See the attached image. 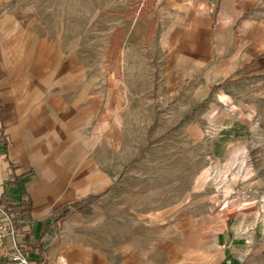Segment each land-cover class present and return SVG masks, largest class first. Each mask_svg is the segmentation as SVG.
Listing matches in <instances>:
<instances>
[{"label": "rangeland", "instance_id": "rangeland-1", "mask_svg": "<svg viewBox=\"0 0 264 264\" xmlns=\"http://www.w3.org/2000/svg\"><path fill=\"white\" fill-rule=\"evenodd\" d=\"M7 2L21 34L41 17L48 34L62 35L63 48H72L88 70L92 97L101 101L108 81L111 92L119 82L124 87L125 101L109 130L99 120L100 103L81 133L96 148L109 147L94 163L105 167L115 184L105 195L78 201L64 218L59 211V227L70 221L78 226L75 236L97 245L108 225L135 227L125 233L128 239L136 227L176 222L179 212L204 211L214 217L229 209L256 233L247 237L248 247L264 246V67H259L260 55L243 65L250 43L255 47L263 36L264 2L249 10L256 26L248 36L243 21L236 24L247 40L237 46L240 65L226 75L229 80L207 77L216 62L229 63L217 56L201 65L185 59L188 74L173 84L162 75L174 60L167 59V43L162 42L176 19L167 8L172 0ZM110 104L116 107L118 100ZM108 133L116 136L111 143ZM168 210L169 216H163ZM116 234L111 236L115 241L123 240Z\"/></svg>", "mask_w": 264, "mask_h": 264}, {"label": "crops", "instance_id": "crops-1", "mask_svg": "<svg viewBox=\"0 0 264 264\" xmlns=\"http://www.w3.org/2000/svg\"><path fill=\"white\" fill-rule=\"evenodd\" d=\"M263 2H169L167 8L176 19L162 36L167 59H174L172 67L162 70L167 84L188 74L185 59L201 65L217 56L229 63L216 62L207 77L215 80L223 75V81L229 80L226 75L240 65L237 46L247 40L238 34L236 24L243 21L246 36L253 32L256 21L249 10ZM8 5L7 0L6 5L0 2V118L4 125L0 135H5L0 137V199L24 215L19 204L26 198L31 201L24 227L32 264H264V246L260 250L248 247L247 237L256 233L229 209L214 217L204 211L179 212L176 222L136 227L128 239L123 238L125 233L135 227L108 225L97 245L75 236L78 226L72 222L57 225L63 205L105 195L115 184L110 172L94 163L96 155L108 154L109 147L96 148L81 133L100 103L99 120L104 119L109 130L125 101L124 87L119 82L117 91L111 92L108 81L102 100L92 97L88 70L72 48H63L62 35L48 34L41 17L21 34ZM262 34L255 47L250 43L243 65L260 55L259 67H264V29ZM227 51L234 52L232 57L224 55ZM112 99L118 100V106H111ZM111 137L116 138L108 133V143ZM241 214L244 220L246 214ZM112 234L123 240L115 241Z\"/></svg>", "mask_w": 264, "mask_h": 264}, {"label": "built area", "instance_id": "built-area-1", "mask_svg": "<svg viewBox=\"0 0 264 264\" xmlns=\"http://www.w3.org/2000/svg\"><path fill=\"white\" fill-rule=\"evenodd\" d=\"M0 121V131H1ZM5 136L3 134L0 135ZM25 215L0 199V264H32Z\"/></svg>", "mask_w": 264, "mask_h": 264}, {"label": "trees", "instance_id": "trees-1", "mask_svg": "<svg viewBox=\"0 0 264 264\" xmlns=\"http://www.w3.org/2000/svg\"><path fill=\"white\" fill-rule=\"evenodd\" d=\"M205 101L202 100V102L200 103V106L203 105ZM100 196V195H98ZM79 202H73L69 205H65L62 208L59 209L60 211V217L64 218L66 217L69 213L73 212L77 207H78ZM21 206V209L23 210V212L25 213V217L29 218V212L31 209V201L29 199H23L22 202H20L19 204Z\"/></svg>", "mask_w": 264, "mask_h": 264}]
</instances>
